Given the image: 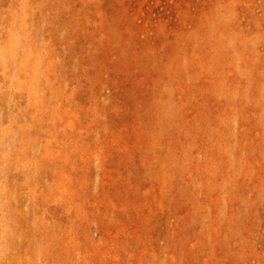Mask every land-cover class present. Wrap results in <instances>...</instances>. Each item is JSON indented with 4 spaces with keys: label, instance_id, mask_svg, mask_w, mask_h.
<instances>
[{
    "label": "rangeland",
    "instance_id": "obj_1",
    "mask_svg": "<svg viewBox=\"0 0 264 264\" xmlns=\"http://www.w3.org/2000/svg\"><path fill=\"white\" fill-rule=\"evenodd\" d=\"M0 264H264V0H0Z\"/></svg>",
    "mask_w": 264,
    "mask_h": 264
}]
</instances>
